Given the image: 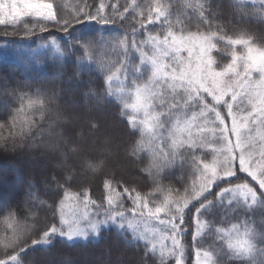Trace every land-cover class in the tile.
I'll return each mask as SVG.
<instances>
[{"label":"snow or ice","instance_id":"6c2138e0","mask_svg":"<svg viewBox=\"0 0 264 264\" xmlns=\"http://www.w3.org/2000/svg\"><path fill=\"white\" fill-rule=\"evenodd\" d=\"M132 5L136 6V0H132ZM103 7L101 5V10ZM185 7L198 13L196 31H186L191 16L181 18L177 15L173 19L169 6L157 2L148 8L146 20L138 22L139 28L144 30L141 38L137 39V29L133 26L130 33L108 40L104 34L97 35L95 30L83 31L90 28L86 22L114 23L111 17L100 15L99 11L93 15L81 10L73 19L61 20L54 4L45 0H0V25L19 24L25 18H41L61 25L62 30L68 32L73 54L76 49L81 51L80 58L74 61L77 66L74 76L87 74L102 81L103 91L90 90L88 95L97 103L115 104L121 116L127 117L132 134L138 136L130 146L129 155L151 153L144 171L154 175V179L162 180L177 164L182 167L191 159L198 174V183H194L190 190L185 188L175 200L170 195L165 196L161 204L151 207L148 197H142L135 189L130 192L124 188L123 193L134 205L130 210L131 218L119 202L120 194L113 195L116 190L112 188L111 181L106 180L104 184L109 192L105 198L108 210L102 218L99 214L94 220L85 217L86 223L64 215L65 200L76 195L70 196L65 191L64 199L52 206L60 214V225L53 224L23 238L17 235L10 239L4 248L13 249L14 254L6 253V258H0V264H25L24 257L30 247H50L57 237L68 242L87 241L90 236L99 237L103 231L112 229L129 245H142L146 257L151 258L158 253L160 264H165L166 258L170 257L175 258V264H182L184 247L181 238L186 231V210L192 212L195 209L193 242H197L205 230L212 228L211 221L205 222L200 217L217 204L234 210L264 207V148L259 151V160L254 159L252 151L255 147L254 128L264 142V131H261L264 129V48L255 46L250 38L234 39L219 26L213 29L214 18L210 11L206 15L205 4L200 0H185ZM124 12H129V8L125 7ZM137 15L143 17L144 11ZM120 19L123 22L127 17L121 15ZM74 24L81 26L79 36L74 35L77 31ZM148 24H158L161 31L153 34L147 30ZM201 26L205 30H201ZM45 28L41 26L40 30L45 31ZM221 43L225 49H232L231 60L227 64H221L213 56V52L221 51L218 47ZM50 45L58 56L67 58L68 40H64L62 46L53 38ZM105 46L114 51L119 49L116 62L108 64L93 59L91 53ZM235 46H243L244 51L238 53ZM21 91L23 86L16 85L11 88L10 95L15 96ZM55 101L54 91L37 90L36 98H29L27 107L39 106V110L44 111ZM17 111L23 114L25 109L21 106ZM226 118H230V126ZM12 120L15 128L18 117L13 116ZM35 126L34 119H24L19 134L26 135ZM193 128L196 129L195 134ZM17 146L15 137L0 142V148L5 150L9 147L15 150ZM209 147L216 153L212 162L207 163L204 159L198 162L197 150ZM97 167H100V162L87 163L90 170ZM238 173L247 174L251 182L245 180L234 187L222 188L219 193L213 191L219 186L218 181L234 176L239 179ZM71 179L73 177L69 173L65 183ZM59 187L64 185L58 184ZM156 187L159 189L161 185ZM82 195L87 204V190ZM209 196H216L218 200L214 202ZM30 199H36L34 194ZM91 203L96 204L95 201ZM152 219L163 226V234L157 231L149 234L140 227L142 221ZM215 232L227 249L226 255L230 260L240 264H264V229L257 230L245 220L229 228L216 227ZM29 239L31 245H28ZM165 240L171 241L170 246L163 242ZM16 248L19 251H15ZM221 250L197 249V264H220Z\"/></svg>","mask_w":264,"mask_h":264},{"label":"trees","instance_id":"16d2710c","mask_svg":"<svg viewBox=\"0 0 264 264\" xmlns=\"http://www.w3.org/2000/svg\"><path fill=\"white\" fill-rule=\"evenodd\" d=\"M45 2L54 4L57 17L61 20L73 19L81 10L93 15L99 11L100 15L111 17L114 23L100 25L95 21L86 22L90 28L83 29L95 30L97 35L104 34L108 40L130 33L133 26L137 29V39L141 38L144 30L139 28L138 22L146 20L148 8L157 2L169 6L174 14L173 19L177 15L181 18L191 16L186 31L197 30L198 13L185 7V0H136V6L132 5V0ZM200 2L205 4L206 15L210 11L214 18L213 29L219 26L234 39L250 38L255 46L264 47V8L261 4L243 0H238L239 6L237 0ZM101 5L104 6L102 10ZM125 7L129 8V12H124ZM141 10L144 11L143 17L137 15ZM121 15L127 17L123 22ZM41 26H46L45 31L40 30ZM73 26L77 29L74 35L79 36L81 26ZM146 27L153 34L161 31L158 24H148ZM201 30H205L203 26ZM53 38L62 46L64 40L69 41L67 58L55 53L50 45ZM71 43L68 32L63 31L61 25L41 18H25L19 24L0 25V142L15 137L18 144L15 150L11 147L7 150L0 148V258H6V253L14 254V250H6L4 244L15 236L23 238L35 230L60 225V214L52 206L64 199L65 191L70 196L76 194L75 198L65 200L63 212L67 218L70 214L82 213L85 207L76 204L85 203L84 190L88 192V203L93 206L91 201L96 202L94 214L101 213L107 203L105 198L109 195L104 184L106 180L111 181L112 188L116 190L113 195L120 194L119 202L126 208L127 215L131 216L133 202L123 193L124 188L130 192L135 189L129 182L145 184H136L135 192L148 197L150 206L161 204L168 195L175 200L178 194L184 193L185 188L190 190L194 183H198L196 165L191 163V159L182 167L177 164L164 179L159 180L144 171L151 153L129 155L130 146L138 136L132 134L127 117L121 116L115 104L97 103L88 95L90 90L103 91L100 79L87 74L74 76L77 70L74 61L80 58L81 51L76 49L73 54ZM218 47L221 51L214 52V57L221 64L230 62L231 47L225 49L223 43ZM235 50L239 53L240 48L235 46ZM91 55L97 61L111 64L119 59L120 54L118 48L114 51L105 46ZM16 85L23 86V91L15 96L10 95L11 88ZM37 90L54 91L55 103L44 111H40L39 106L28 109V99H35ZM21 106L25 109L23 114L17 111ZM13 116L18 117L15 128L12 126ZM24 119H34L36 126L30 133L21 136L19 132ZM74 148L76 151H73ZM197 155L198 162L199 159L208 160V156L201 151H197ZM89 161L100 162V167L88 169ZM69 173L73 179L65 183ZM238 177L221 181L213 191L219 193L222 188L234 187L247 179L240 173ZM58 184L64 187L58 188ZM157 184L161 185L159 189ZM33 194L36 199H30ZM216 198L209 196L213 201ZM100 206L102 208L97 209ZM194 212L195 209L192 212L186 210L184 227L192 226ZM259 212L262 215H257L255 221L261 228L264 212ZM253 215H246V218L251 219ZM209 221L212 228L203 235L206 237L205 245L201 242L203 237L194 244L193 232L182 236V264H194L192 251L194 253L195 248L199 247L204 250L222 249L219 253L220 264H240L228 258L227 249L214 232L216 227L224 226L215 219H206L205 222ZM28 245H31L30 239ZM101 248H104V252ZM15 251H19V248ZM96 256L99 258L96 259ZM24 260L25 264H160L158 253L154 257H146L142 245H129L115 229L103 231L99 237L87 241L68 242L57 237L50 247H30ZM165 264H175V258H166Z\"/></svg>","mask_w":264,"mask_h":264},{"label":"rangeland","instance_id":"374dc122","mask_svg":"<svg viewBox=\"0 0 264 264\" xmlns=\"http://www.w3.org/2000/svg\"><path fill=\"white\" fill-rule=\"evenodd\" d=\"M243 1H246L248 3H256V4L264 5V0H243ZM237 47L240 48L239 53H242L244 51L243 46H237ZM261 48H264V47L261 46ZM213 56H214V52H213ZM227 63L228 62H222V64H227ZM209 100H211L210 97H209ZM248 110H251V107L250 106H248ZM226 123H228L229 126L231 125L230 118H226ZM261 131H264V129H261ZM195 132H196V129L193 128V133L195 134ZM253 136H254V145H255V147L252 149V151L255 154L254 155V159L255 160H259V151L261 150V148H264V142H262L260 140L259 135H257L255 128L253 130ZM165 143H167V138L166 137H165ZM213 147H218V145H213ZM197 151H199V152L201 151V152L205 153L208 156V160L205 161L207 163H211L213 157L216 155V153H214L212 151V148L211 147L204 148V149H198ZM201 167H202V165H201ZM240 174L247 177V174H245V173H240ZM234 177H228V178H225V180L226 179H230V178H234ZM246 180L249 181V182H251V177H247ZM222 181H224V180H222ZM243 182H240V183H243ZM129 183L135 189H136V184L145 185V184H142V183H139V182H137V183L136 182H129ZM218 183H221V181H218ZM231 187H233V186H231ZM216 200H218V199L216 198ZM225 204H227V201H225ZM76 205L79 206V207H85V208L82 209V213L78 214V212H77L75 214H70L68 216V218H70V219L71 218H74V217L75 218H79L82 223H86L87 222L86 219H85V217L91 218V219L94 220V219L97 218V215L99 214L100 218H102L103 213L106 210H108V207H106V206H108L107 203H106L105 206H103L104 208L102 209L101 213H95V214H94V211H93V207L96 204L93 205V206H91V204H89V203H87V204L86 203H83V204L82 203H78ZM101 208H102V206H100V208H97V209H101ZM123 210L125 211V214L127 215L126 208L124 207V205H123ZM259 210H262L264 212V207H261V206H253L251 209H239V208H236L234 210L231 207H223L222 208L219 204H217V206L215 208L211 209L209 212L205 213L200 218L202 220H204V221H206V219H215L216 221L219 222V225H222L225 228H229L232 224H240V223H242L243 221L246 220L251 225H253L257 230H261V229H264V223L262 224V227L259 228L258 225H257V222L255 221V218H256L257 215H262V213L259 212ZM137 213H139V210H137ZM77 214H78V216H77ZM251 214H254V215L251 217V219H247L246 218V215H251ZM131 216H132V214H131ZM131 216H129V217L131 218ZM161 216L163 217V213L161 214ZM137 219H139V215H137ZM235 219H238V221L235 222ZM140 227L142 229L147 230L149 234H151L152 231H157V232H160L161 234H163V226L159 225V223L156 220H154V219L142 221L140 223ZM195 228H196V225H195L194 216H193V218H192V226L191 227H189V226L185 227L186 231H185L184 235H187V234H189L191 232H193V234H194ZM205 232H206V230H205ZM214 232H215V229H214ZM193 234H192V240H193ZM215 234H216V232H215ZM216 236H217V234H216ZM89 238L95 239L97 237L90 236ZM205 239H206L205 236L201 239V242L204 245L206 244V240ZM218 241L220 242L219 239H218ZM163 242L165 244L169 245V246L171 244V241H168V240H165ZM220 243L223 244L222 241ZM194 244H196V243L194 242ZM197 249L204 250L203 248L201 249L199 247V248H195L194 253L192 251V255L191 256H192V259L194 260V264H197V256H196ZM101 251L104 252V248H101ZM105 252H106V250H105ZM95 258L98 259L99 257L96 256ZM97 262H98V260H97Z\"/></svg>","mask_w":264,"mask_h":264}]
</instances>
